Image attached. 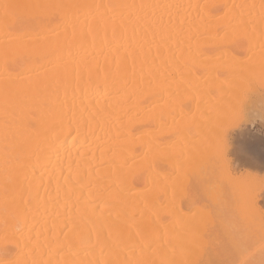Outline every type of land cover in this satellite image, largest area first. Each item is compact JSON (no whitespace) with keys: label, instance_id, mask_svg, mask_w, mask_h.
<instances>
[{"label":"bare ground","instance_id":"1","mask_svg":"<svg viewBox=\"0 0 264 264\" xmlns=\"http://www.w3.org/2000/svg\"><path fill=\"white\" fill-rule=\"evenodd\" d=\"M27 4L50 7H4ZM20 20L31 27L10 30ZM199 74L214 75L203 89ZM217 74L245 85L264 79V0H0V234L8 239L0 237V256L16 255L13 264H207L214 236L206 229L216 221L197 207L201 216H188L180 181L161 170L185 173L189 163L197 174L200 165L195 188L202 164L215 167L222 122L243 112L231 107L241 84L228 87ZM166 78L184 94L201 89L185 96L189 107L195 101L192 119L172 123L168 134L182 139L173 151L150 132L188 105L179 92L172 113L155 106L172 94ZM201 137L208 145L199 151ZM243 188L242 206L251 207Z\"/></svg>","mask_w":264,"mask_h":264},{"label":"rangeland","instance_id":"2","mask_svg":"<svg viewBox=\"0 0 264 264\" xmlns=\"http://www.w3.org/2000/svg\"><path fill=\"white\" fill-rule=\"evenodd\" d=\"M228 38H230V37H228ZM229 40H231V39H229ZM231 43L233 45L235 43V41L234 42L232 41ZM237 44L236 45L234 44L235 46L233 45L234 47L233 46H231V47L234 49H237L236 53L239 52L238 54H239L240 58L245 60L246 56L244 54V50L243 51H242V49L240 50ZM238 49L242 52L238 51ZM169 75L171 77H173L169 81L175 82V80H172V79H174V75L168 74V76ZM184 75L185 76L187 75L189 77L188 74H182L181 75L182 77H180V78L185 77ZM196 75L198 76V74H196ZM211 75L214 76L213 74H211ZM211 75L210 74H206V75L204 74V76H205L204 77V76H202V74H199L198 78L201 79V82H202L201 86H199V88L203 89L204 87L208 86V85H206V83H204V81H207ZM218 75H221V76H218ZM225 75H227V74H225ZM225 75L224 74H217V76H218V77H216L218 79L217 81L221 82V81L226 79L227 81H224V82L227 84L228 87L230 85L234 87V85H237V84L240 85L241 84L239 80H238L239 82L236 81L237 80L236 77L234 78L232 76H225ZM156 76H157V74H156ZM170 76H169V79H170ZM223 77H228V78L230 77V79H228V78L223 79ZM203 78H204V80H202ZM234 79H236V80H234ZM250 79H251L252 83H250L251 81L249 82V78H248V80H246L247 82H249L248 84L246 83V81L244 79L246 85L244 84V82H242V84L240 85V86H242L244 84L243 86H247L250 89L249 90V89H246V87H244V93L243 94H245V92L247 93V91H249V92H248L247 96H246V94L243 95V98H244V96H246L245 98L248 100L247 101L244 98L245 99L243 101L244 103L242 102L243 106L242 105L241 106L243 107V112H242L243 114L241 113L239 116H236V117H234L235 116L234 115L233 116L234 118L230 117V119H227L226 121H224L225 119H222V121H224V122H222V124L220 126L221 131H219V132H221V136H223V137L221 138L222 141L220 142V145L217 143L218 146L220 147L218 150L219 155L217 158L214 157L215 160L213 162L215 163V167L212 168L211 165H210L211 167H209V168L207 167L211 163L212 160L211 161L209 160L205 166H204V164H202V166H203L202 169L203 168L204 169L202 170V172L201 171L200 172H201V174L204 173V176H203L204 178L202 177V179H200V180L203 183H201L200 180H199V182L196 181V184H197V182H198V184L199 183L200 184L197 186L196 184L194 185L192 183V185H194L195 188L193 186H191V188H190L189 184H191V182L194 181V180L192 181L193 174H196V173H194L196 170L195 169L196 167L194 166V171H193V165L194 164H192L191 162L190 163L192 165H190L188 163L189 165L187 164L186 167L184 168L185 173H184L183 169H182L183 172L177 170L181 175L176 171V169L175 170L171 169V168H173L171 166H169V167L167 166L165 168L166 164H162L164 166L162 168V170L159 169V170H161L162 174L167 172L163 175L169 180L172 177V180H171L172 182H174L173 179L174 180L178 179L176 181L177 184L180 181L179 183H181V184H179V185L182 186V187H180V188H182L181 189L182 191L180 190L181 193H184L183 190L187 187V184L189 185L188 187L190 188L191 191L189 192V189H185V190H187V191H185V193L190 194V195H186V194L181 195V193H179V194L182 197L180 195H178L179 196L178 198H180L179 201L183 203V204L181 203V205L183 206L186 203V205L183 206V208H184V212L186 214L188 213V216L195 217L196 213H197L196 209L199 211L198 208H201L200 212H204V213H202V217L205 216L204 218H206L205 213L207 212L210 215H212V216H210L211 220L213 218V222L216 221L215 222L216 224L214 223V226H213V228L215 227L214 230L210 229V228L208 230L206 229V231H208V234L210 232L209 230H211L213 232L212 236H214L213 237L214 239H212V236H211V239L213 240V242L211 241V239L209 237V239L212 243L210 242L209 247H207L208 248L207 250H209V251L206 250L207 251L206 252V255H207L206 263L207 264H264V84H262V82H260L262 78L260 79V81H258V78L256 80L254 79V81L252 78H250ZM229 80H231L232 82L234 81L235 82L234 85ZM166 81H167V84L170 83L168 81V79ZM209 82L207 84H209ZM224 82H223V84H224ZM171 84H169V91L171 90L174 97L173 98L170 97V96H172V94L170 92H168L169 97H168V95L166 97V94L160 95V96L158 95L159 97L157 96V99L160 98L161 96H162V99H163V97H165L164 99L168 98L167 102L164 99L162 100L161 98H160L161 101H159V99H158L155 102V106H158L161 104L159 109H161L162 107L163 108L168 107L166 109H168V111H169V109L172 107V105H171V107H169L170 106L169 102H171V101L174 102L173 101L174 99H175V103H172L173 104L172 108L175 109L174 105H176V107H177L178 106L177 101H179L178 100L179 97H177V96H179L183 92L185 93V91H186V90H184V91L179 90L178 91L175 89L173 90V86H171L172 89H170ZM224 86H226V85L224 84L222 86V88H224ZM196 90H198V93H200V91H201V89H200V91H199V89H196ZM179 92H181V93H179ZM191 92L193 94H191ZM184 93L181 94L180 98H182L183 101H187V103L185 102V104H188L186 106H187V108L190 109V111H189V109H187L184 106L185 111H187V112H185L183 110L184 113L182 112L181 113L182 115L179 113L180 116L176 114L177 117L175 116V114H172L171 118H173V119H170V120H173L174 122L169 120V122H167L168 124L165 123L163 126L161 125L162 127L156 126V128H154L155 127L154 126L153 127L154 129H151V131H150V132H153L155 134L154 137H156L157 134H161V136L158 135L157 138L163 137L162 142H167L168 144L170 143L169 145L166 143H163V145H162V146H164V144H165L164 147H167V149L169 147L170 151H171V149H172V151L175 150L172 147L175 144L178 145V147H181L182 139H179L177 136H176V138L173 136L171 137L172 134L170 135V134H168V132L170 133L175 128V127L172 128L173 126H175V124H176L175 122L178 121L177 125L183 124V123H185V121L188 122L187 119L189 117L191 118L192 115L194 116V114H195L193 111V104L195 101L194 102L192 101V106L189 107L191 102L188 101L189 99L187 100V98H188L187 96L195 95L196 92L194 93V90L190 89L189 92L188 91L186 92L188 94H184ZM198 93H196V95ZM185 96L187 98H185ZM190 100H191V98H190ZM245 101L248 103L250 102V103L249 104L247 103V105H244ZM165 102H166V104H165L166 106L165 105L163 106V104ZM212 102H214V101H212ZM212 102H208L210 104V105L208 104L210 107H212L211 106ZM226 102H228V103H226ZM226 102L224 104L228 105L230 103V100H228ZM179 103H180V106H182L181 105L182 102H179ZM168 104H169V106H167ZM218 104H219V106H218ZM218 104H217V106L219 107L218 109L220 111H222L223 113H226L228 110L227 105L225 108V107H221L222 105L225 106L224 104H222V103H218ZM204 105L209 107L207 105V102H205ZM213 105H214V103H213ZM155 106H153V107H155ZM172 108H171V113L173 112ZM223 108H225L226 110L225 109L223 110ZM155 109H156V107H155ZM244 109H246V110L244 111ZM165 111H167V110H165ZM188 113H189V115H188ZM185 114H187L188 118H186ZM181 117L183 119L182 121H184V119L186 118L183 123H181L182 122ZM191 119H189V120H191ZM172 123H175V124H172ZM173 131L175 132V130H173ZM162 134H164V135H162ZM166 134H168V136L169 135L170 136L167 137ZM189 137L192 138V135H190ZM165 138H166V140H165ZM159 139L161 141V138H159ZM167 139H168V141H167ZM200 139L201 140L203 139V140L202 141L200 140L201 142L198 140V143L195 144L194 147L196 145L198 146V148L201 146L200 147L201 149L199 148L198 150L202 151V149H205V147L208 145V140H206V138H204V137H201ZM178 140H179V142H178ZM184 142L187 143V140L186 139L183 140V143ZM186 143H184V144H186ZM179 144H180V146H179ZM176 145H175V147H176ZM203 146H205V147L203 148ZM218 146L216 149H218ZM178 147H176V148H178ZM194 149H195L194 151H197L196 148H194ZM219 151L221 153H219ZM187 157L189 158V155ZM187 157L183 158V160H180V161H182V163L184 161V165H185V163L191 161V157L189 159H187ZM159 167L160 166L158 165V168ZM197 167H198V171H199V169H201L200 165ZM167 168H169V169H167ZM186 168L188 170H186ZM206 169H207V171H206ZM189 170L193 171V172H190L191 175L189 173V177H191V178H188ZM171 171H173L174 173L172 174ZM198 171L196 174L197 178L199 177ZM225 172L229 173L227 175V177L230 175L229 177H232L236 181H234V183L229 182L230 180H229V178L226 177ZM170 174H172V175L170 176ZM169 176H170V178H169ZM175 178H177V179H175ZM181 178H182V180H181ZM225 178H227L229 181ZM183 179H185V180L183 181ZM182 183H183V185H182ZM194 183H195V181H194ZM237 185L240 188H237ZM234 186H235V188H234ZM241 186L244 187L243 190L246 188L245 190L249 191V193L251 195L250 196V198H251L250 202L253 200L251 202L253 204V206H251L252 211H251V207L249 205L246 204L247 207L244 205V207H246V211H248V209H249V212L250 211L252 212V213L250 212L251 214L248 212L247 217L244 215L246 213L245 210H244L245 213H243V210H242V208L244 209V207L242 206V203H243V201L241 200L242 198H241L239 192H237L242 188ZM200 193H201V195H199ZM202 193H204V194H202ZM189 196H191V197H189ZM202 196H203V198H202ZM213 197H214V200H213ZM187 198H189V199L191 198V199L190 200L188 199V201H187ZM193 199H195V201ZM192 200H193V203H192ZM201 200H204V202ZM205 200H206V202H205ZM198 201H199V203H197ZM187 207H188V209H186ZM193 207H194V209H193ZM210 210H212V211H210ZM194 212H196V213L194 214ZM211 213H213V214H211ZM193 214H194V216H193ZM198 216H196V217H198ZM19 233L20 234L18 236L23 237L26 232L23 231V233H24L23 234V233H21V231H19ZM22 234H23V236H22ZM0 237L2 238V240H8L6 238L3 239V236L1 234H0ZM1 238H0V240H1ZM6 242L7 241H5V243ZM6 245H8V244H6ZM8 249H11V248L9 247ZM208 252H209V254H208ZM8 253H9L8 257L6 255L7 253L2 255L3 257L0 256V264H6L7 263L6 261H8L7 264L15 263L14 261L17 260L16 255H14L12 257V255L9 256L11 252H8ZM202 264H203V261H202ZM204 264H205V262H204Z\"/></svg>","mask_w":264,"mask_h":264},{"label":"snow or ice","instance_id":"3","mask_svg":"<svg viewBox=\"0 0 264 264\" xmlns=\"http://www.w3.org/2000/svg\"><path fill=\"white\" fill-rule=\"evenodd\" d=\"M5 9L9 8V7H14V8H19V9H25V10H31V9H41V8H47L50 7L48 5H39V4H27V5H15V6H9V5H4ZM212 7H216V6H212ZM8 13H5V16H7ZM29 19H32L31 17H29ZM243 22H238L237 23V28L241 31H243V27H242ZM31 27V24L20 20L18 21V23L16 25H12L10 26V30L11 28H16L19 31H23V30H27ZM262 84H264V79H262ZM243 93H244V87L243 85L238 89V91L233 95L232 98V102H231V107L234 111H238L240 106L242 105L243 102ZM161 264H178V262L176 261H168V260H164L161 262ZM183 264H192V262L190 261H185L183 262Z\"/></svg>","mask_w":264,"mask_h":264}]
</instances>
